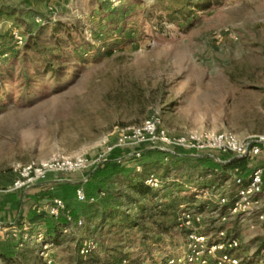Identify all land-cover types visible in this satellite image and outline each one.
<instances>
[{
    "label": "rangeland",
    "instance_id": "1",
    "mask_svg": "<svg viewBox=\"0 0 264 264\" xmlns=\"http://www.w3.org/2000/svg\"><path fill=\"white\" fill-rule=\"evenodd\" d=\"M157 3L0 0V16L7 21L0 27V74L9 81L11 95L0 112V181L14 176L12 166L16 163L46 160L56 154H83L93 164L73 178V185L87 190L101 182V189L108 194L95 204L64 200L68 207L53 222L73 228L80 220L85 224L50 248L53 264H116L118 254L127 255L128 264H168L171 259L176 264H189L190 245H196L198 251L215 242L221 230L237 241L233 254L241 258V264H250L256 240L264 236V223L257 219V210L264 212V198L259 205L248 206L247 213L224 218L209 214L201 223L191 220L186 224L180 212L171 211L157 220L164 225L163 230L148 224L144 232H115L97 227L99 219L92 218L99 208L118 204L115 195L124 191L126 175L139 172L138 168L142 172L137 161L148 154L140 148L143 157L135 158L133 153L138 149L134 147L116 148L111 153L107 149L116 144L120 133L155 115L160 116L171 138L203 130L233 132L240 139L264 135V0H225L197 13L191 27L184 23L158 25ZM31 25L41 29L32 34ZM62 26L72 31L81 47L67 48L58 57L52 37L54 28ZM15 32L24 39L22 47ZM36 36L44 55L56 60L54 66L60 72L57 78L47 75L40 64L44 57L28 52L37 61L39 74L27 96L22 93L28 66L23 59L28 41ZM58 36L63 37V33ZM36 64L29 62L28 74H34ZM174 152L201 168H210L198 160L204 156L186 150ZM162 158L153 155L150 161ZM262 165L247 162L237 174L246 177ZM183 174L174 169L163 184L181 180ZM157 175H163L162 169ZM230 175L234 180L236 174ZM51 188V197L47 192L42 203L45 207L53 199H62L56 194L57 186ZM31 203L37 202L24 200L21 206ZM43 229L37 224L17 238H3L17 252H36L32 238L40 232L46 238ZM200 238L206 239L197 242ZM81 240L96 244L87 258L77 252Z\"/></svg>",
    "mask_w": 264,
    "mask_h": 264
},
{
    "label": "built area",
    "instance_id": "2",
    "mask_svg": "<svg viewBox=\"0 0 264 264\" xmlns=\"http://www.w3.org/2000/svg\"><path fill=\"white\" fill-rule=\"evenodd\" d=\"M114 1V0H112ZM7 21L0 16V27ZM17 44L24 45V39L18 32L14 34ZM134 147L138 149L133 153L135 158L143 155L144 148L147 151L158 150L168 155L179 156L174 150H186L197 155L208 157L219 164L226 165L234 159L250 162H262V166L253 168L248 176H239L237 173L241 169H236L234 180L237 184V190L234 195H226L229 190L230 182L222 186L215 185L204 189L190 188L195 194V201L192 204L182 205L178 212L182 216L181 221L185 220L189 224L191 220L201 223L205 216H222L247 213L246 208L250 205H259L264 198V135L248 136L240 139L233 132L216 133L209 130L200 132H190L186 136L179 138H171L167 131L162 127V119L155 115L145 120L141 125L125 130L117 137L116 144L107 149V153H111L116 148ZM140 149V150H139ZM167 161V160H166ZM92 162L83 154L74 157L63 154H56L46 160L32 161L27 164L16 163L12 166L14 182L12 190L16 192H26L41 184L48 176H58L59 182H72L89 167ZM140 172V168H138ZM163 179L153 173L146 181V185L150 188H161ZM227 185V188H225ZM105 197V193L98 196L88 198L82 187L76 191V201L78 203L95 204ZM66 210V203L62 199L53 200L52 204L47 208L46 213L54 219H58ZM238 214V215H239ZM257 219L264 223V212L257 210ZM70 221V218H69ZM84 221L80 220L73 228L72 225L65 226L62 230L63 236L69 235L75 229L82 228ZM30 229L26 227L24 231L17 228L6 229L0 223V236L7 238H17L19 233H25ZM215 242L201 246L200 250L196 245H190L187 259L189 264H241V258L235 256L233 252L237 249L238 243L235 239L230 238L227 232L221 230L218 232ZM36 254L41 258L43 264H53L50 248L54 246L46 242L42 232L35 237ZM206 238H200L196 241H204ZM27 240V235L24 237ZM83 240V245L79 249L78 254L87 258L96 249V244ZM46 243V244H44ZM43 249V250H42ZM204 254H207L205 256ZM182 260L179 259L178 262ZM175 259L168 261V264H176ZM116 264H128L126 259L116 262Z\"/></svg>",
    "mask_w": 264,
    "mask_h": 264
},
{
    "label": "trees",
    "instance_id": "3",
    "mask_svg": "<svg viewBox=\"0 0 264 264\" xmlns=\"http://www.w3.org/2000/svg\"><path fill=\"white\" fill-rule=\"evenodd\" d=\"M224 1L225 0H158L155 11H157L159 15L156 19L159 22L158 25L167 22L180 26L184 23L191 27L193 18L197 13L220 6ZM11 15L15 16L14 13ZM40 29V25H31L29 27L32 34ZM58 33H63V37L58 36ZM72 36V31L69 28L64 26L54 28L52 37L54 40L53 47H55L54 52L56 51L55 53H57L56 55H58V57H60V53L64 52L67 48L75 49L81 47V44H76ZM37 38L36 36L35 39L28 41L23 59V63L28 66L23 74V76H25L26 88L22 93L27 96L30 95V91L34 90V77L39 74V65L36 64L37 61L34 56H30L28 52L31 51L39 57H44V59L40 61V64L44 67V72L47 75L53 74L54 77L57 78L60 72L54 66L56 60L49 59V56L47 57L44 55V49L39 44ZM29 62L30 65L31 63L33 65L36 64L33 70L34 74H28L31 69ZM9 85V81L0 74V112L3 108L4 101L11 99ZM147 152L148 154L146 156L144 155L145 157L142 156L143 158L137 161L139 165L143 167V171L137 172L133 170L126 175L122 182L124 191H119L115 195L116 199L119 200L118 204L103 206V208H99V212H97L99 215L96 213L95 216H92V218L96 217L99 219L97 227H109L111 231H118L121 233L136 230L144 232L145 229H147L145 227L148 224H152L163 230L165 227L157 223L158 219L165 218L168 216L169 212L178 211L182 205L192 204L195 201V194L190 188L204 189L215 185L222 186L230 182L229 190L226 192V195H234L238 186L235 180L231 179L230 174L236 169H243L247 163L246 161L234 159L228 164L222 165L208 157H201L198 158V160L204 161L210 165V168H201V166L192 163V159L189 158L168 155L158 150ZM153 155L164 158H162L161 161L152 162L150 158ZM210 160L212 162H210ZM158 169H162L163 175L160 177L165 180H168L169 173L174 169L177 172L183 171L184 174L181 176V180L176 179L172 182H165L166 184H162V187L158 189L150 188L146 185V181L151 174L157 173ZM216 169H221L222 172L218 174V172L215 171ZM209 173H211L210 177L207 176ZM100 183L96 184L97 186L93 188L88 187L87 190L84 189L88 198L98 196L100 193H105V197L99 200L103 201L108 196L107 192L101 189L102 185ZM54 186H57L56 194L65 200L66 203H68L70 199H74V201L78 203L76 201V191L80 186H74L72 182L66 181H56L54 182ZM53 190L54 188H50L45 193L48 192L50 194ZM51 195L52 194L49 196L51 197ZM155 200H158V202H155ZM35 201L38 200L36 199ZM79 204L85 205L87 203ZM66 207H68V204H66ZM133 212L137 214L134 216L132 214ZM29 219L31 223H37L41 227H44L43 230H45L48 235L45 238L46 242L53 245H60L61 237L63 236L62 230L65 227L62 223L53 222L54 218L48 216L47 213H31ZM218 243L219 242H215V244ZM82 245L83 241L81 240L77 252H79ZM256 245V252L249 259V262L251 261L252 264L256 261L264 262V236L256 240ZM122 259H126L129 263L127 255L118 254L114 257V261H121ZM0 261L3 264H43L41 258L35 251L17 252V249H13L10 241L4 239H0Z\"/></svg>",
    "mask_w": 264,
    "mask_h": 264
},
{
    "label": "crops",
    "instance_id": "4",
    "mask_svg": "<svg viewBox=\"0 0 264 264\" xmlns=\"http://www.w3.org/2000/svg\"><path fill=\"white\" fill-rule=\"evenodd\" d=\"M57 178L56 176H50L40 185L26 192H16L11 189L14 176L6 181H0V223L6 229L17 228L21 232L28 226L37 225V223H31L29 215L31 213H46L47 207L42 204L45 201V196H47L45 192L54 185ZM36 199L38 200L36 201L37 203H31L28 207L21 206L24 200L35 201ZM19 224L21 227H18ZM0 239L3 240L4 238L2 237Z\"/></svg>",
    "mask_w": 264,
    "mask_h": 264
}]
</instances>
